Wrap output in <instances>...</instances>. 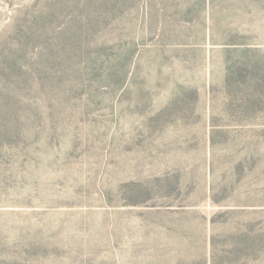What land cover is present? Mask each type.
<instances>
[{
  "label": "rangeland",
  "instance_id": "1",
  "mask_svg": "<svg viewBox=\"0 0 264 264\" xmlns=\"http://www.w3.org/2000/svg\"><path fill=\"white\" fill-rule=\"evenodd\" d=\"M0 264H264V0H0Z\"/></svg>",
  "mask_w": 264,
  "mask_h": 264
}]
</instances>
